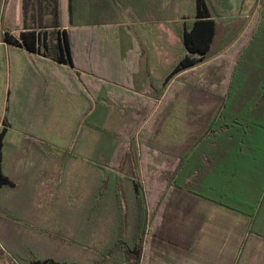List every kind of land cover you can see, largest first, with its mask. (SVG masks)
<instances>
[{
	"label": "crops",
	"instance_id": "1",
	"mask_svg": "<svg viewBox=\"0 0 264 264\" xmlns=\"http://www.w3.org/2000/svg\"><path fill=\"white\" fill-rule=\"evenodd\" d=\"M30 1L41 13L50 2ZM59 5L73 67L2 43L31 60L34 68L26 67L30 79L39 81L42 117L37 137L27 131L9 136L14 127L8 123L1 172L13 186L0 190H21L23 196L0 210V256L7 264L47 259L82 264L88 256L90 264H264L263 116L245 125L241 135H223L228 103L216 102L214 89L198 101L197 93L187 90L190 83L181 79L211 62L216 72L221 55L156 85L152 74L158 59L169 63L157 49L163 41L128 37L121 53L104 49L109 42L91 33L146 31L151 25L156 31L189 30L187 15L169 17L181 12V0H59ZM6 10L8 25L22 31L23 0H6ZM179 51L187 55L182 44ZM63 91L77 98L63 101ZM95 100L105 117L116 116L124 125L113 133L94 125ZM66 103L74 110L69 132L61 124ZM229 105L233 112L242 107ZM157 110L167 112L158 124L159 113L151 119L152 127L142 136L148 149L142 157L139 129H134L144 112L150 111L146 123ZM95 128L109 136V146L98 157ZM163 175L164 181L157 180ZM130 222L139 227L131 229ZM147 223L153 224L152 236L146 237L143 252H133Z\"/></svg>",
	"mask_w": 264,
	"mask_h": 264
},
{
	"label": "rangeland",
	"instance_id": "2",
	"mask_svg": "<svg viewBox=\"0 0 264 264\" xmlns=\"http://www.w3.org/2000/svg\"><path fill=\"white\" fill-rule=\"evenodd\" d=\"M213 0H211L212 2ZM229 3H231V6L234 9V14L232 16H226V18H218V28H219V38L220 40H224L226 35L229 34L230 26L234 24L233 22H237L238 19L244 20V24L241 27V30L238 34V37L244 32L245 28L247 27L248 22L252 21V18H254V13H257L256 20L254 18V25L256 24L255 28L248 33L247 36H245L244 40H240L239 43H241L242 48L240 53L238 55H235L237 52L232 49L231 54H228L230 47L225 48V50L215 53V55H223L222 57L225 59L221 62H217V64L220 65L218 69H216V72L214 71V63H209L204 65L203 67H199L198 69H195L194 71L189 72L188 74L184 75V77H188L185 80H182L184 82H189L190 85L187 86V90L190 93L193 91L194 93L201 94L200 96L195 95L196 98H198L200 101L206 100V95L204 94L207 92L209 95H213L211 92L212 89L215 90V94L212 97L218 98V93L221 91L226 93L227 87L233 83H231V79H226V69H227V63L226 62H233L236 61V70H235V85L238 88L246 90L247 95L245 96V99L243 101H238L241 98V93L239 94L238 90H235L233 93H231L230 101L228 102V106L225 108V111L222 113V118H225L228 122L226 123L227 129L224 131V133H221L223 135H232V133L235 131L237 135H241L243 128L245 125L249 126L254 123L253 119L259 115L262 117L261 119H264V0H228ZM163 3V0H161ZM214 3V2H213ZM160 4V0H159ZM214 5L215 12H220L222 9L220 7ZM161 6L158 5V14L160 12ZM181 12L179 10H174L172 14L169 12L170 19L173 20L176 16L181 17V15L185 14L189 18L185 19V24L189 25V27H192L193 19H194V13H195V2L194 0H181ZM214 12V14H215ZM178 13V14H176ZM1 14L0 17V129L2 128V122L5 120V123H12L13 127L11 130V134H17L18 131H27L30 133V135L33 136H39L41 135V90L38 87L39 81L30 79L28 73L29 68L34 66L31 63V60L24 59L19 54L18 51H14V48H10L7 51L6 45H3V33L4 31L8 30V27H11V30L9 32L13 36H18L20 30H13V25H8L10 22H8V19L10 20L9 15L7 14V10L4 12V2L1 7ZM163 23V22H159ZM180 25L183 24L182 21L179 23ZM152 26V30H146V31H138V32H115V31H99V33H102V40L109 42L108 50L114 52L119 50L123 51V44L121 42L126 41L129 38H135L140 41L142 40H155L163 41L160 46L157 47L160 52H162L163 55L169 56V63L164 62L161 63L158 59L157 69L153 75V81L156 83V85H161L163 79L165 76L171 71L173 65L177 64L184 56V54L179 51V46L181 43L179 39V31L175 30H159L156 31L154 25ZM170 26V25H168ZM145 27V26H143ZM253 27V26H252ZM154 29V30H153ZM246 31V30H245ZM78 33L81 32H73L74 36H77ZM128 34V35H127ZM127 35V36H125ZM243 35V34H242ZM237 37V38H238ZM120 40V45L118 46V42ZM168 40L170 42V46L167 45V42L165 44V41ZM3 43V44H2ZM244 45V46H243ZM120 47V49H119ZM149 49V48H148ZM134 53V52H133ZM222 53V54H221ZM132 54V52H131ZM228 54V55H227ZM214 55V56H215ZM234 55V56H233ZM232 57V58H231ZM10 60V63H9ZM176 60V62H175ZM235 60V61H234ZM173 63V64H172ZM27 66V67H26ZM213 67V69H212ZM231 68H234L231 67ZM231 70V69H230ZM234 70V69H232ZM231 70V71H232ZM28 77V78H26ZM200 85H198L199 81ZM177 81V80H176ZM226 87V89H223V84ZM258 83H261L262 87L258 94L260 95V99L262 102H255L256 96L254 95V89L257 87ZM21 84L23 86H21ZM202 84V85H201ZM194 88V89H193ZM234 88V86H233ZM236 88V89H237ZM64 90V87H63ZM199 90V91H198ZM9 92V94H8ZM203 93V94H202ZM207 94V95H208ZM190 95V94H189ZM193 97L194 95L191 94ZM57 96V95H56ZM191 96V97H192ZM71 98L76 99L77 96L75 95H68L63 91V94L61 96V99L63 98ZM209 98V96H207ZM225 97V96H224ZM101 98V97H100ZM211 99V98H209ZM65 99H63L64 101ZM216 100V99H215ZM241 100V99H240ZM216 102H218L216 100ZM242 102V107L237 108L236 111H231V106L229 104L236 103V105L240 104ZM69 104V105H68ZM98 102L95 100V108L93 112V116L91 118V122L94 125H97L101 128L104 127L106 132L113 133L116 130L120 129L124 123H117L114 119L115 117H105V111L100 110V107L97 108ZM68 105L70 108L73 107L72 104L66 103L63 106L62 111V129L63 131L69 132L72 124L71 115L74 110H71L67 108ZM224 105V104H223ZM225 107V106H224ZM67 108V109H66ZM166 110H161L159 114L157 115L155 121L158 124V122L165 116ZM236 114L238 116V120L235 121L231 114ZM225 114V116H224ZM224 116V117H223ZM128 118V117H127ZM125 118V120H127ZM56 119H59L58 116ZM129 120V119H128ZM67 121V122H65ZM26 125V126H25ZM149 127V125H148ZM81 129V128H80ZM148 129V128H147ZM96 138L97 142L95 143L94 149H95V157L100 156V153L105 150V146H109V144H106V137L109 138V136H105L104 133L93 131L92 133ZM209 135V134H206ZM212 136V135H211ZM138 140V137H136ZM139 141V140H138ZM144 148H146L145 139L139 141V146L141 145ZM147 150L141 151L142 157L146 154ZM148 152V151H147ZM160 162V161H159ZM157 176V180H164L165 176ZM83 191L82 194H84ZM146 197L149 196V191H144ZM23 192L21 190H14L13 192H7V187L0 190V210L6 209V203L7 202H15L22 200ZM16 204V203H15ZM16 208H14L15 210ZM145 225L144 231L142 230V241L144 242L145 233L146 236L151 237V224H143ZM128 227L131 229H136L139 227V224H131L128 223ZM130 229V230H131ZM148 234V235H147ZM0 234V238H1ZM3 239H0V249L4 250L3 246L4 243L2 242ZM42 251L46 250L45 246H42ZM41 257H45V254H42ZM57 257V256H54ZM101 258L102 256L99 255ZM92 257H83V263L90 264V259ZM39 259V258H37ZM94 262V261H93Z\"/></svg>",
	"mask_w": 264,
	"mask_h": 264
},
{
	"label": "trees",
	"instance_id": "3",
	"mask_svg": "<svg viewBox=\"0 0 264 264\" xmlns=\"http://www.w3.org/2000/svg\"><path fill=\"white\" fill-rule=\"evenodd\" d=\"M3 2L5 4L6 0H0V17L2 16L1 7ZM194 2H195V13H194V19H193L194 21L192 27L189 30H182L179 32V39L185 51L187 52V55L184 56V58H182L178 62V64L171 70V72L167 75V77L164 80V84H167L171 79H173L179 73L196 67L206 59L214 56L215 53L223 51L225 50V48L230 47L231 45L232 46L230 47L227 53L231 54V51L233 49L234 51L237 52L235 55H238V53H240L242 48L241 46L242 44L239 43V41L244 40L245 36H247L248 33H250L256 26V24L254 25V18L256 17L257 13H254V18H252V21L248 22L247 27L245 28L246 31L244 30V32L242 33L243 35L241 34L238 37L241 27L244 24L243 18L238 19L237 22H233L234 24L230 26L229 34H227L225 39L222 41L219 38L218 18H226V16L235 15L231 3H229L228 0H213L212 2L211 0H194ZM36 3L37 2H31L30 0H23V30L19 32V35L17 37L13 36L8 30L4 31L2 38L3 43L8 45V47L23 49L24 51L27 52L29 56H32L33 54L34 55L39 54L51 58L53 61H55L58 64L70 65L73 67L74 63L71 58L69 31L61 30L62 24H61V11H60L59 0H50L47 10L44 11L45 13H41L39 12L38 9L33 8V5L35 6ZM213 4L220 7V9L222 10L219 13L215 12ZM36 11H38V13H34ZM91 33L95 39H100L103 37L102 33L99 32H91ZM54 40H56L55 44L52 42ZM100 45L101 46L103 45L102 42L100 43ZM108 46H106L104 49L108 50L107 49ZM99 48L101 49V47H96V49L98 50ZM222 56L219 57L217 62L218 61L221 62L225 60ZM226 63H227V69L224 77L226 76V79H231V83H233V85L230 84L227 87L228 89L226 93L221 91L220 94L218 95L217 101L228 103L231 98V93H233L235 90H238L239 94L241 93V98H240L241 100L239 99L238 101H243L245 99V96L247 95L246 90L241 89L239 87V84H238V88L234 84L236 61L233 62L231 60V62L229 61ZM233 66L234 68H231ZM230 69L231 70L234 69V70L231 71ZM188 77H182L181 79L185 80ZM198 83H199L198 85H200V82ZM222 84L224 86V83ZM260 86L261 83H258L257 87H255L256 89H254V95L256 96L254 100L255 102H262V100L260 99V95H256V93L258 94L259 90L262 88ZM223 89H226V87L224 86ZM204 94L207 95V92H205ZM197 95L200 96L201 94H197ZM241 103L242 102H240V104ZM159 112L160 110L155 111L154 114L146 123H144V121L149 117L150 111L144 112L145 115H143L141 121L134 129V132L139 129L137 133L138 134L137 137L139 141L143 140L142 136H144V134L147 132V130H149L151 126L149 124L151 119H154L153 116ZM7 127H8V123H5L4 120L2 122V128L0 129V189L3 186H10V187L13 186V183L10 182L1 172V166L3 161V156H2L3 141L7 132ZM95 129L96 131L99 132L101 131V128H95ZM144 147L142 146L141 143L138 151H143V150L148 151L147 147L146 148ZM169 179H171V177ZM136 191L138 192L137 187H136ZM162 192L163 190L161 189L157 191L159 201L162 198ZM150 224L151 226H153L152 223ZM144 227L145 225H143L142 228L143 231H144ZM146 237L147 236L145 233L144 242L141 239V244L138 245V247L135 250H133V252H138V253H140V251L143 252L144 247L146 246L145 243ZM0 258L4 262V264H7L6 262L8 260H5V258H3L2 256H0ZM17 263L22 264L20 262ZM32 264H64V263H58L51 259H47Z\"/></svg>",
	"mask_w": 264,
	"mask_h": 264
}]
</instances>
